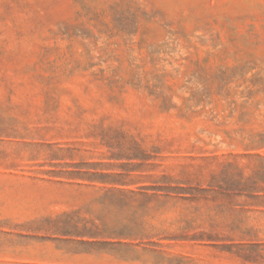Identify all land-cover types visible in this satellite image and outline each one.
<instances>
[{"label": "rangeland", "instance_id": "obj_1", "mask_svg": "<svg viewBox=\"0 0 264 264\" xmlns=\"http://www.w3.org/2000/svg\"><path fill=\"white\" fill-rule=\"evenodd\" d=\"M0 264H264V0H0Z\"/></svg>", "mask_w": 264, "mask_h": 264}, {"label": "trees", "instance_id": "obj_2", "mask_svg": "<svg viewBox=\"0 0 264 264\" xmlns=\"http://www.w3.org/2000/svg\"><path fill=\"white\" fill-rule=\"evenodd\" d=\"M60 235L64 236L65 238L59 239L60 241L67 242L70 244L81 245V246H88L95 249L97 246H101L104 242L99 241H91V240H84L83 238L86 237L87 234H73L69 233L67 230L63 229L59 232ZM75 237H81L82 239L76 240Z\"/></svg>", "mask_w": 264, "mask_h": 264}]
</instances>
